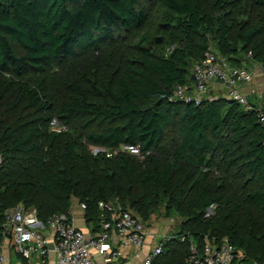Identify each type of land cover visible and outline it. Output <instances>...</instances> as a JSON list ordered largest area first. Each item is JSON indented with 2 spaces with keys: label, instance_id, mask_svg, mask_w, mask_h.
Wrapping results in <instances>:
<instances>
[{
  "label": "trees",
  "instance_id": "16d2710c",
  "mask_svg": "<svg viewBox=\"0 0 264 264\" xmlns=\"http://www.w3.org/2000/svg\"><path fill=\"white\" fill-rule=\"evenodd\" d=\"M161 0L180 39L168 53H136L141 0H0V247L6 211L36 208L71 218L74 200L101 223L120 204L147 222L164 199L183 218L154 264H186L189 240L228 238L264 263V125L225 95L186 101L193 67L216 53L264 68V0ZM57 117L67 131L51 130ZM72 120V126L71 122ZM73 120L76 122L73 123ZM139 144L144 160L92 145ZM214 204L220 218L206 215ZM187 233V241L178 234Z\"/></svg>",
  "mask_w": 264,
  "mask_h": 264
},
{
  "label": "built area",
  "instance_id": "2783aa9c",
  "mask_svg": "<svg viewBox=\"0 0 264 264\" xmlns=\"http://www.w3.org/2000/svg\"><path fill=\"white\" fill-rule=\"evenodd\" d=\"M253 74V70L249 67L232 65L224 57L208 50L205 57L193 67L192 91L188 90V86L177 85L174 96L186 101L199 100L201 97L198 98V94L207 91L213 83H218L225 87V95L237 101L243 109L255 110L259 122L264 125V108L252 103L240 88L242 83H248L253 79ZM50 126L52 131L58 133L68 130L67 125L57 117L51 119ZM90 150L94 155L104 153L107 157H112L119 151H127L140 160H144L146 156L139 144H123L118 148L92 145ZM3 162L4 157L0 151V166ZM79 205L83 210L86 209L85 203ZM99 206L108 208L111 214L101 219V229L89 239L72 218L64 214H55L47 221H43L38 217L36 208H25L22 205L6 211L5 226L11 231V237L8 238H11L15 250L28 260L36 257L42 261L54 252L55 264H100L97 254L112 261L129 255L130 248L136 250L135 257L141 258L140 252L145 245L147 235V223L132 210L120 204L100 201ZM112 232L119 237L120 243L117 246L111 238ZM178 235H181V241H187L189 237L187 233ZM173 236L175 234L166 233L139 264H154V260L162 254L166 240ZM0 264H7V257L2 247H0ZM186 264L264 263L249 262L245 251L238 249L228 238L219 241L206 237L201 247L194 239L189 240Z\"/></svg>",
  "mask_w": 264,
  "mask_h": 264
},
{
  "label": "crops",
  "instance_id": "0c3cea01",
  "mask_svg": "<svg viewBox=\"0 0 264 264\" xmlns=\"http://www.w3.org/2000/svg\"><path fill=\"white\" fill-rule=\"evenodd\" d=\"M243 66H247L253 70V79L248 83H242L240 88L244 94H246L247 98L257 105L258 107L264 108V68L255 62L244 63ZM203 97H218L220 95L226 94V89L223 85L218 83H213L209 86L207 91L202 93ZM226 96V95H225ZM71 218L74 223L80 227L86 234L87 239L93 236L101 229V223L98 224L94 221H88L86 218V212L83 210L79 202L77 200L73 202L71 208ZM158 220L154 214L151 218L146 222L147 223V235L145 240V245L142 248L140 254L141 258L135 257V249L130 248L128 251L129 255L126 257H120L117 260H107L104 256L96 255L97 259L100 264H139L141 259L145 258L147 254L153 249V247L162 240V237L167 233L169 234L170 231H174L175 226H177V222L169 223L166 225V230L161 234L160 232L163 230L164 225L162 223L157 222ZM176 231V230H175ZM161 235V236H160ZM111 238L115 246L120 243L119 237L111 233ZM2 249L4 250L6 257H7V264H55L56 262V255L54 252H51L48 257L43 259L42 261L39 258H32L31 260L25 259L20 253H18L14 246L11 238H7L2 245Z\"/></svg>",
  "mask_w": 264,
  "mask_h": 264
},
{
  "label": "rangeland",
  "instance_id": "374dc122",
  "mask_svg": "<svg viewBox=\"0 0 264 264\" xmlns=\"http://www.w3.org/2000/svg\"><path fill=\"white\" fill-rule=\"evenodd\" d=\"M142 6L146 9L148 13V21L146 26L142 30H131L126 37L127 44L134 50L136 53L140 52V47H148L151 51L164 54L170 51L172 45H176L177 41L181 38L179 31L174 28L173 25V14L165 9L161 4V0H141ZM245 0H238L236 5L243 3ZM159 38V40H157ZM215 41L212 40L210 50L216 52ZM244 58L247 59L248 64L253 62V56L249 52L244 53ZM256 63V62H255ZM258 64V63H257ZM260 65V64H259ZM261 66V65H260ZM198 98L203 97L204 95L198 94ZM76 120H73V123ZM72 126V120L70 122ZM76 201V199H75ZM78 202V201H77ZM224 208L219 204H214L211 206L206 215L209 217L217 216L220 218ZM154 216L158 218L156 222L162 223V220L167 221L163 222V230L161 234L166 230V225L169 223L177 222L174 231H170V235H176L181 225L183 224V218L176 213L174 210L169 211L167 207V199H164L160 206L157 208ZM177 232V233H175ZM161 236V235H160Z\"/></svg>",
  "mask_w": 264,
  "mask_h": 264
},
{
  "label": "water",
  "instance_id": "95a60500",
  "mask_svg": "<svg viewBox=\"0 0 264 264\" xmlns=\"http://www.w3.org/2000/svg\"><path fill=\"white\" fill-rule=\"evenodd\" d=\"M157 40H159V38H157ZM9 237H11V234H9ZM89 240H87V242H88ZM52 247H53V245H52Z\"/></svg>",
  "mask_w": 264,
  "mask_h": 264
}]
</instances>
